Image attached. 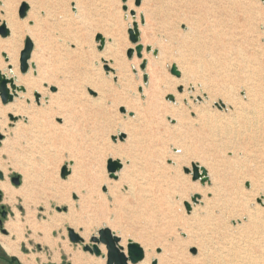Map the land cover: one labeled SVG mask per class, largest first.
Returning <instances> with one entry per match:
<instances>
[{"label":"rangeland","instance_id":"1","mask_svg":"<svg viewBox=\"0 0 264 264\" xmlns=\"http://www.w3.org/2000/svg\"><path fill=\"white\" fill-rule=\"evenodd\" d=\"M256 1L264 14V0ZM210 2L141 0L136 7L134 0H36L40 4L36 8L31 0H0V26L6 24L7 12L22 25L18 74L31 71L36 77L38 61L44 59L49 67L43 71H55L70 86L63 117L54 115L52 127L37 143L21 134L9 136L15 124L26 123L25 118L3 117L0 172L5 180L0 182L19 190L23 180L19 169L26 168L39 187L45 185L46 196L52 195L47 203L31 205L28 213L22 198L16 196L8 204L5 195L2 199L10 212L4 223L7 234L0 233V242H17L19 264L32 256V264H74V257H79V264L102 261L83 251L82 244L72 243L70 231L86 244L104 228L120 241L131 237L144 254L151 252L149 264L163 255L164 241L175 243L178 264H238L233 247L251 249L253 241L261 240L257 231L264 226L260 196L264 192V26L246 31L237 17L214 19L217 36L228 40L216 49L219 60L230 65L224 70L208 59L207 50L203 53L201 39L194 38L195 31L210 35ZM23 4L28 9L21 19ZM134 22L139 44L150 46L156 55L144 49L141 58L135 53L127 57L134 48L128 39ZM10 38V33L0 36V47ZM26 38L33 42L29 61L35 67L21 74L19 55ZM105 43L110 45L107 50ZM111 54L122 61V68H107L108 60L113 64ZM6 57L0 48V63L7 72ZM239 57L248 61L242 64L246 74L240 75V82L225 78L227 72L234 73ZM142 60L147 61L143 70ZM185 63L195 68L196 75L187 85L181 83V71L179 77L170 73L173 65L178 70ZM41 88L45 93L31 96L37 107L58 91L53 83L42 82ZM99 88L106 91L104 101L94 92ZM15 98L0 105L8 107ZM132 102L140 108L128 109ZM221 102L224 107H217ZM171 109L182 111L181 119L172 117ZM197 111L204 112L203 121ZM57 127L60 133L54 131ZM132 127L137 140L128 143L124 132ZM108 159L123 162L116 180L108 177ZM169 159L176 161L175 168ZM193 164L207 170L208 182H193L191 174L185 173L183 168L191 171ZM13 177H19V186L11 183ZM193 196L199 197L196 204ZM184 203L191 205L189 212ZM16 214L18 230L10 227ZM197 244L208 251V257H203ZM251 255L259 261L258 252L253 250Z\"/></svg>","mask_w":264,"mask_h":264},{"label":"bare ground","instance_id":"2","mask_svg":"<svg viewBox=\"0 0 264 264\" xmlns=\"http://www.w3.org/2000/svg\"><path fill=\"white\" fill-rule=\"evenodd\" d=\"M7 1H9V0H6V2ZM31 1L33 3L36 2V0H31ZM34 4H35L36 8H40L39 3H37V4L34 3ZM210 4H211V8L208 12L209 23L211 21V24H212L211 27L209 26V28H208L210 35L206 37V35H204V33L200 34L197 31H195L194 38L196 40H199V38L201 39L200 44L202 46V49H204L203 53H204V51L207 50L208 59L211 60L215 65H220L222 69L226 70L227 68L230 67V65L226 61L223 62V61L219 60L216 49L218 47H222V45H224V44H227L228 40L221 41L219 36H217V33L214 29L215 27L213 24L214 19L216 22V20L217 21L219 20L216 18L222 19V17H234V18L237 17L240 20L242 26L245 27L246 31H253L255 26L256 27L257 26L260 27L261 25L264 26V14L262 13V10H261V8L258 5L256 0H211ZM129 10L131 11L132 9H129ZM5 15H6L5 16V18H6V24L5 25L10 32L11 38L3 46L1 44L0 48L5 50V52H6L7 64L5 66L11 67V69L10 70L7 69L8 71L6 72L4 65H2L0 63V72L8 80H12L16 87L24 88L25 92L24 91L23 92H15L13 99L16 96L17 97L15 98V101L12 105H8V107L0 105V135L3 136V133H5L4 132L5 119L3 117H6L7 114L9 116V118L11 117L13 120H17V118L23 117L26 119V123L15 124L14 128L12 130L8 131L9 136H10V134L13 136H19L21 134L20 136L23 139H25L26 141H28V142L31 141L32 143H37L46 134V129L52 127L51 126L52 125L51 120L54 117V115H58V116L63 117V100H65L67 97L70 96V86L68 85V82L64 83L63 79L57 78L54 75L55 71L51 70V73H49L47 71H43V69H46V67H49V65L46 63L47 61L44 59L38 61L39 74L36 77L32 76L31 71L26 76H21L18 74L17 64H16L17 63L16 62L17 61L16 54H17V45L19 42V38L21 36L22 25L17 21V19L15 18L14 15L10 14V12L5 13ZM34 15H36V13L32 10V12L30 13V16L34 17ZM136 18H137V16H136ZM105 44H106L105 49L107 50L110 45H107L108 43H105ZM112 46L115 47V44H112ZM146 47H150V46H146ZM145 48L143 47V50ZM199 49H201V48H199ZM152 51H154V50L151 48L150 52H152ZM239 55H241L240 52H239ZM109 56L113 58V64L109 63V60L107 61V59H106L107 68H109L110 70H114L113 66L117 69L122 68V61L121 60H119L116 56H113L112 54ZM247 62L248 61H245V59L243 57L237 58V62H236L237 64L235 66L234 73L228 75L229 73L227 72L228 74L226 73L225 78L226 77H229V78L233 77L234 79H236L237 81L240 82V80H241L240 75H243V73L246 74L242 64H245V66H246ZM183 64H184V62H183ZM28 65H29V68H32V69L35 67L34 64L30 61H28ZM194 69L195 68H193V67L191 68L187 64L184 67L180 66L178 68V70H179L178 72H180V71L182 72L181 83H183L184 85H187L188 81H192V79L190 77H193L196 79ZM248 72H250V71H248ZM34 73H35V71H34ZM42 82H47L49 85L52 83L56 84L58 91L56 94L51 95L49 97L48 102L42 101L40 103V106L37 107L33 104L31 96L33 93H38V94L45 93L43 91V89L41 88ZM7 87L10 89L9 84L7 85ZM94 92H96V94H98V100L99 101H104V98L106 97V91H104L102 88H99V90H97V91L94 90ZM25 100H28L30 102V104L25 105ZM221 104H223V103L221 102ZM127 108L133 109L136 111L137 108H140V106L138 104H136L135 102H132L131 104L127 105ZM169 112H170L172 117H175L177 119H181L182 111L180 112V111H177L175 109H171ZM197 112L199 115V119L201 121H203L204 120V112H202V111H197ZM125 113L129 116V113H131V112L127 113L125 111ZM131 114L133 115V113H131ZM137 114H138V112H137ZM134 129L135 128L132 127L131 129H126V131L124 132L127 135V142L128 143H130V142L133 143V141L137 140V135L134 134ZM54 131L60 133L61 128L57 127L54 129ZM6 140L9 141L10 139L7 138ZM114 154L119 155L120 153H118L116 151V152H114ZM118 161H120V160H118ZM120 163L123 166V162L120 161ZM199 167H202V166H199ZM202 168H204V167H202ZM19 171L22 173V179H23L22 180V186L19 190H15V189L11 188L9 186V183L0 182V191L2 193L3 198H4V195L7 198V200H8L7 204L10 202H13L14 198L16 196L18 198L20 197V198H22V203L27 208V213H28L29 207L31 205H39L40 201H42V200H44L45 203L49 202V198L52 197V195L46 196V191L44 189L45 185L42 187H39V185L37 183V181H38L37 178L35 176H33L31 173H29L26 168H20ZM2 175H4V174H2ZM116 177H117V174H116ZM3 180H5V179H3ZM212 181H216V180L213 179ZM217 184L218 183L214 182L215 186ZM76 185L77 184H75V186ZM115 187H117V186H115ZM130 191L131 190H128L127 192L131 193ZM129 193H127L125 195H129ZM121 194H122V196L124 195V193H121ZM191 209H192V207H191ZM10 227H11V229L13 228L15 230H18L20 228V222L18 220V214H16L15 223L10 224ZM31 228L36 233V227L31 226ZM7 229H8V227L6 226V230ZM257 232L260 234L261 240L253 241V243L251 245L252 246L251 249H247L246 247H240L239 245L233 247L234 248L233 250H235V252L232 254H234V257L236 256L238 264H244V261H245V264H264V262L263 263L260 262L261 260H264V226H262L261 229H258ZM46 236H47V234H45L43 237V239L45 241H47ZM134 239H136V238H134ZM127 241H129V240H127ZM127 241L125 238L122 237V239L119 243V246H121L123 248L124 253H126V245H127L126 242ZM83 245H90V244H86L84 241ZM0 246L3 248V251L6 254H9L11 256L12 255L18 256L17 242L15 244H13L9 241L2 240L0 242ZM197 246H198L200 253H202L203 257L204 258L208 257V251H205V249L203 250L201 248V246L198 244H197ZM227 246H226V250H227ZM162 248H163V255H161L157 259L158 264H178L177 259H176V255H175V243L164 241L162 243ZM99 249H100L102 254H105V248L103 246H99ZM230 250H232V248ZM253 250L258 252V256L260 258L259 261L255 260L254 257L251 255V252ZM224 255H226V254H224ZM217 256H219L218 253H217ZM231 257H230V259H231ZM33 258L34 257L32 256V257H27L25 259L21 258V260L24 259L23 261H25L26 264H32ZM152 258H153V256H152L151 252H146L144 260L142 262H140L139 264H149L150 260ZM18 261H19V259H18ZM73 262H74V264H79L80 263L79 257H74ZM230 263H232V262H230ZM94 264H104V261L103 260L102 261L96 260L94 262Z\"/></svg>","mask_w":264,"mask_h":264},{"label":"water","instance_id":"3","mask_svg":"<svg viewBox=\"0 0 264 264\" xmlns=\"http://www.w3.org/2000/svg\"><path fill=\"white\" fill-rule=\"evenodd\" d=\"M122 1L125 2L126 0H122ZM140 4H141V0H134V5L136 7H139ZM27 9H28V6L26 4H23L18 13L19 18L23 19L25 17ZM130 13L132 16L134 15L133 11H131ZM140 22L141 24H143V18L140 19ZM9 33L10 32L7 29L5 23H2L0 26L1 38H6L9 35ZM128 39L131 42V44L134 45V48L129 49L127 51V57L130 58L132 54L135 53L138 58H141L143 46L139 44V31H138V24L136 22H134L132 24V28L128 30ZM100 43L101 45L104 44L103 38H100ZM32 51H33V43L29 38H26L24 42V47L20 51V55H19V70L21 74L27 73L29 69L28 61L30 60ZM145 51L150 52L151 48L146 47ZM128 52H131L130 57L128 56ZM152 54L156 55L157 51L156 50L152 51ZM144 68H141V69L143 70ZM8 69L10 70L11 67H8ZM170 73L175 77H179V72L174 65L171 67ZM8 84L10 86V89L7 87ZM23 91H24V88L16 87L12 80H8L0 72V101L3 105H7L8 103L12 102L15 92H23ZM36 99H38V97H36ZM217 107L223 108L224 105L220 103L219 105H217ZM121 112L124 113L125 110L122 109ZM129 116H133V115L129 113ZM10 119L13 120L11 117ZM1 137L2 136L0 135V139ZM115 165H119V166H115ZM122 168L123 166L120 163V161L112 160V159L107 160L106 171L110 179L116 180L117 179L116 173L121 171ZM185 173L191 174V180L193 181V177L195 178L194 182L199 181L200 184L202 185L208 182L207 171L204 168L199 167L196 164H193L191 166V171L188 170ZM0 174L2 173L0 172ZM66 175H67V171L65 170V168H63L61 177L64 179ZM2 179H3V175H0V180ZM11 183L14 186H19L20 184L19 177L11 178ZM1 196H2V193L0 191V201H1ZM197 199H199L198 196L192 197L193 204L197 203ZM184 206L187 212L191 210V206L189 203H184ZM2 216L4 217L5 215L3 214ZM2 232H5V231H2ZM100 233H107V236L111 238L113 243L111 245L106 243L105 236L100 235ZM69 234H70L69 240L72 243L74 244L80 243L83 245L84 241L81 237L77 236L71 231ZM119 243H120V238L115 236L109 229L104 228L98 231L97 236H94L90 239V245H83V251L88 252L90 255H94L96 258H101V260L105 261V264H139L140 262L144 260L145 254L139 244L131 240L127 241L126 253H124L123 248L119 246ZM99 246H103L105 248V254L101 253ZM4 261L7 264H19V261L16 257H10L9 259L4 258ZM151 264H157V261L153 260Z\"/></svg>","mask_w":264,"mask_h":264},{"label":"snow or ice","instance_id":"4","mask_svg":"<svg viewBox=\"0 0 264 264\" xmlns=\"http://www.w3.org/2000/svg\"><path fill=\"white\" fill-rule=\"evenodd\" d=\"M32 23H33V22L29 21V24H30V25H31ZM128 56H129V57L131 56V52H128ZM146 64H147V61H142V62H141V68H144ZM132 68H133V71H135V65H132ZM144 79L147 80V76H145ZM180 90L183 91V87H182V86H180ZM53 91H55V89H53ZM140 91L143 92V89H140ZM93 94H95V93H93ZM193 115H194V114H193ZM173 123H174V121H173ZM112 139L115 140L116 137L113 136ZM120 139H123V137L121 136ZM190 159H191V158H189V161H190ZM168 163H169L173 168L176 167V161H175V160H171V159H169V160H168ZM115 166H119V165H115ZM183 170H184L185 172L188 171V169H187L186 166L183 168ZM0 175H2V174H0ZM194 180H195V178L193 177V182H194ZM122 186L125 187V188L127 187V185H122ZM104 190L107 191V188H105ZM73 195H75V193H73ZM260 196H261V199L264 200V192H262V193L260 194ZM77 207H79V205H77ZM101 226H103V225H101ZM81 230H82V229H81ZM100 235L105 236V242L108 243L109 245H111V244L113 243V241L111 240V238L107 236V233H100ZM129 240H131V237H129Z\"/></svg>","mask_w":264,"mask_h":264},{"label":"flooded vegetation","instance_id":"5","mask_svg":"<svg viewBox=\"0 0 264 264\" xmlns=\"http://www.w3.org/2000/svg\"><path fill=\"white\" fill-rule=\"evenodd\" d=\"M2 199H3V196H1V201H0V223H1L0 224V233L6 234L7 231L4 228V223L8 219V215H9V212L10 211H9L8 207L3 204ZM3 214L5 215L4 217L2 216ZM2 231H5V232H2ZM4 254L5 253H4L3 249L0 246V264H7L4 261V258H6V259H9L10 258V256H7L6 254L4 255Z\"/></svg>","mask_w":264,"mask_h":264},{"label":"crops","instance_id":"6","mask_svg":"<svg viewBox=\"0 0 264 264\" xmlns=\"http://www.w3.org/2000/svg\"><path fill=\"white\" fill-rule=\"evenodd\" d=\"M3 202V201H2ZM4 204V203H3ZM7 234V233H6ZM2 248V247H1ZM3 249V248H2ZM5 253V252H4ZM6 254V253H5ZM7 256H9L8 254H6ZM10 257H15V256H10Z\"/></svg>","mask_w":264,"mask_h":264},{"label":"trees","instance_id":"7","mask_svg":"<svg viewBox=\"0 0 264 264\" xmlns=\"http://www.w3.org/2000/svg\"><path fill=\"white\" fill-rule=\"evenodd\" d=\"M5 255V254H4Z\"/></svg>","mask_w":264,"mask_h":264}]
</instances>
